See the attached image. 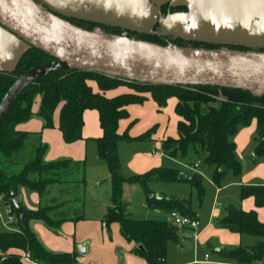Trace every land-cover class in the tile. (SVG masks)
<instances>
[{"label": "trees", "instance_id": "trees-1", "mask_svg": "<svg viewBox=\"0 0 264 264\" xmlns=\"http://www.w3.org/2000/svg\"><path fill=\"white\" fill-rule=\"evenodd\" d=\"M50 10L88 30L101 27L110 33L160 45L170 43L166 36L147 31H133L128 26L103 23L65 15L54 9ZM175 44L206 48L222 46L213 42L183 39ZM229 47L241 50L251 49ZM256 50L264 51V48ZM53 59L51 55L35 47H29L13 70L0 71V101L18 77L29 69ZM90 81H95L101 92L119 85H129L138 93L149 92L160 106H164L170 97H177L175 111L181 118L177 127L179 137L167 138L163 141V148L173 157H176L178 153L185 157L190 151L196 155L202 154L205 163L214 167L212 179L217 187L222 186L223 178L227 173L231 172L237 177L242 174V164L236 156V145L232 141V137L240 126H249L254 120L256 121L257 137L254 154L264 156V96L255 97L245 90L217 86L141 84L98 72L54 71L24 89L10 106L0 125V196L3 202L12 206L17 217L14 223L16 230L0 231V249L9 252L0 264H23L20 254L10 252L14 248L28 252L30 259L36 264H81L75 252L58 253L47 249L31 228L30 223L34 220L41 221L48 229L58 233L64 222L84 218L81 214L74 217L66 215L67 203L46 204L55 186H63L66 189L68 185L77 184L83 190L86 188L87 181L84 176L74 178V174L83 172L85 163L70 159L47 162L44 159L47 146L42 144L34 146L30 153V141L34 133L17 129L19 124L30 120L35 115L43 120V128H53V116L60 105L59 129L66 143L82 139L83 113L86 109H96L99 112L103 135L97 139L98 153L108 165L109 180L112 184V205L107 208L103 222L106 226L114 222L119 223L120 232L125 239L134 241L136 245H143L144 250L138 247L135 250L145 258L148 264H166L168 244L180 241L181 227L166 220L131 218L122 201L125 182L137 183L143 187L147 207L151 209H159L167 213L177 210L184 215L198 217L192 210L190 199L158 197L152 194L149 183L189 181L202 200L205 190L200 174H187V177L182 179L179 170L163 166L152 168L142 174L125 177L120 174L122 168L118 150L119 142L133 138L129 136L128 131L119 133V121L128 117L127 105L141 103L144 98L138 93H125L107 98L102 93L95 92ZM218 91H221L226 98L215 96ZM37 96L41 97V101L38 112L34 113L33 104ZM151 134L152 130L137 138L146 139ZM175 145H177L176 149H174ZM24 157H30L31 160L21 168H17V161L21 162ZM22 189L37 193L40 199L39 206L35 210L28 209L20 202V206L26 212L23 223L13 206V199L20 197ZM240 195L242 199L253 197L257 207H264L263 184L242 185ZM73 203L80 209L84 207L79 195L75 196ZM219 225L232 232L259 237L258 242L250 247L239 246L215 250L214 252L220 258L227 260L230 264H264V222L258 219L256 210L245 211L237 206L229 205L225 207L224 215L219 219Z\"/></svg>", "mask_w": 264, "mask_h": 264}, {"label": "crops", "instance_id": "crops-1", "mask_svg": "<svg viewBox=\"0 0 264 264\" xmlns=\"http://www.w3.org/2000/svg\"><path fill=\"white\" fill-rule=\"evenodd\" d=\"M53 1L69 8L68 10H70L73 14L82 15L84 13L83 15L91 17L90 19L96 21L128 26L134 29H150L156 16L155 10L148 0ZM144 22H147V24H144ZM28 48L29 46L24 41L16 37L7 29L0 26V71L13 70L20 57L24 52H26ZM89 83L95 92H100L107 98H113L125 93H138L129 85H119L113 89L101 92L95 81H90ZM138 94L143 96V102L127 105L126 110L128 112V117L120 120L118 127L119 133L122 134L125 131H128L129 136L133 138L132 140H122L118 145L121 168L125 176L142 174L152 168L160 166H169L168 162L170 159L173 160L174 157L166 153L163 148V141H165L167 138L177 139L179 137L177 127L181 118L175 111L178 98L175 96L170 97L164 106H160L153 99L149 92ZM40 101L41 97L37 96L35 103L33 104L34 113L38 112ZM60 108L61 105L54 113L53 128H43V120L35 115L30 120L19 124L17 129L20 131L34 133L30 141V144L33 143V146H37L39 144L47 146V151L44 156V159L47 162L56 161L59 159H70L73 161L84 162L85 166L83 168V172L74 174V178L77 179L78 177L85 176V179L90 182V185L97 186L103 178L110 177L107 163H103L105 160H103L98 153L97 139L103 135V130L99 120V112L96 109H86L83 113L82 139L73 143H66L63 139V134L59 129ZM174 114L176 116H174ZM253 122L255 123L256 128V121L254 120ZM175 124L176 134L175 128L174 131H172V127L173 125L175 127ZM150 130H152V134L148 138H137ZM139 141H151L152 144L144 145L141 151L139 146H137L138 144H135V142ZM127 143H133L132 145L134 146L131 150H128V153H125L124 155L123 150L125 152L126 149H130L131 147L126 145ZM191 152L193 153V151H190V153ZM123 155L125 157H123ZM182 165L186 170L191 168L185 164ZM195 166H197V164H195ZM212 168L214 169V167ZM181 174H184L187 177L188 173L186 171H181ZM251 174L252 173L243 174L240 180H226L227 178H225L224 186L226 187L230 184L236 185L239 187L240 192L242 185H264V183L251 180L249 178L250 176H248ZM165 183L174 184L177 182ZM222 187L223 184L221 187L216 186L217 191H219V195L222 192V190L220 191ZM25 190L26 189L21 190L19 197L20 202H22L28 209H37L40 202L38 194L35 192L31 193L32 200L29 201ZM80 190L81 188H79L77 184L68 185L66 189L63 186H55L50 193L48 202L54 203L58 201V203H67V211L72 213L73 199L75 196L79 195L78 192H80ZM156 196L159 197L166 195L160 194ZM240 199L241 200L239 203L235 201L229 202V200L226 199L227 201L225 205L219 204V208L214 206L211 215L207 219L202 217V214L193 208L192 199H190L192 210L196 212L198 216L197 219L200 223L199 227L195 229V231L190 229V227H181V235H179L180 241L173 242L176 243V246L175 248H172V254H169V256L167 248V257L165 261L166 264H230L227 260L220 258L214 251L220 250L222 248L231 249L239 246L250 247L256 244L259 240V237L232 232L219 225V219L223 217L224 209L229 205L237 206L245 211L256 210L258 219L261 222H264V207H257L253 197L242 199L240 195ZM214 204H217V202ZM94 205L98 206V208L92 207L89 210L92 212H97V215L94 213L95 216L92 214L90 215L92 217L87 218V220H84V217L82 221L68 220L62 224L58 233L51 231L44 224H40L41 221H31L30 226L33 231L37 233L39 239L47 249L58 253L75 252L77 253L81 264H103L100 263V261H97L98 259L95 257L98 247L95 245L97 244L96 240L99 241L100 239L104 245H107L106 248L108 249L109 253L112 252L113 255L112 259L104 264H148L144 257L133 254L131 245L128 244L125 246L124 241L120 236H117V242H109L108 240L106 241L104 228L102 226L105 225L103 222V217L101 221H98V219L103 216V213L105 212L106 203H94ZM74 209L77 208L75 207ZM155 210L162 211L159 209ZM165 213L168 216V221L171 222L169 213ZM71 216L74 217L73 215ZM92 218H97L96 222H98V224L95 225L93 231H89L87 229L89 224L95 221L93 219L94 221L90 222ZM115 230H117V228H115ZM187 231L194 232L195 249L198 248V244H201L202 247L206 246V250L210 251L212 255L207 252L204 254V256L198 257V253L186 254L183 252V250L186 248V245L183 241ZM83 243H87V254L85 255H82L78 250V245ZM117 244L121 246L124 245L127 250L126 253L120 258V261L118 260L119 257L117 255L115 256V252L117 251L114 246ZM10 252L14 254H21V250L15 248L11 249ZM23 264L36 263L33 261H23Z\"/></svg>", "mask_w": 264, "mask_h": 264}, {"label": "water", "instance_id": "water-1", "mask_svg": "<svg viewBox=\"0 0 264 264\" xmlns=\"http://www.w3.org/2000/svg\"><path fill=\"white\" fill-rule=\"evenodd\" d=\"M149 1L160 10L161 3ZM0 26L29 47L54 57L29 69L11 85L0 101V125L24 89L57 70L98 72L141 84L241 89L255 97L264 96V51L160 45L101 27L88 30L36 0H0ZM120 174L125 177L123 171ZM180 177L186 178L184 174ZM13 206L23 223L26 212L19 198L13 199ZM137 247L144 250L143 245ZM78 250L87 254V243L78 245Z\"/></svg>", "mask_w": 264, "mask_h": 264}, {"label": "rangeland", "instance_id": "rangeland-1", "mask_svg": "<svg viewBox=\"0 0 264 264\" xmlns=\"http://www.w3.org/2000/svg\"><path fill=\"white\" fill-rule=\"evenodd\" d=\"M38 2L43 3L48 6L50 9H54L60 13L70 16H78L90 19L86 15L73 14L69 8L55 3L53 0H37ZM231 1V0H229ZM152 6V5H151ZM79 9V8H77ZM196 12H202L208 10V13H215L210 20H198L199 25H207V32L210 35H204L207 40H213L217 44H221L222 46H236V47H246L251 49L264 48V4H261L260 1H252L248 4H244L241 0H234V2H228L225 0V3L222 4H200L197 7L192 9ZM178 24H183V20H178ZM147 24V22H144ZM168 32L169 28H165ZM140 30V29H138ZM149 30V29H146ZM210 36V37H209ZM191 40H195L194 36L190 37ZM211 38V39H210ZM213 38V39H212ZM202 40V39H200ZM221 97L222 99L226 98L225 95L221 91L215 95ZM205 111V110H204ZM174 116H176L174 114ZM176 134V124L175 127L173 125L172 131ZM256 137L257 132L255 128V123L252 122L249 126H240L238 128L237 133L232 137V141L236 145V156L238 160L242 164L243 174H250L249 178L253 181H257L259 183H264V156L257 155L255 156L254 151L256 147ZM133 143H127L126 145L131 146L130 149H126L123 153H128V150H131L134 145ZM138 144L139 149L142 151L144 145L152 144L151 141H139L135 142ZM125 145V146H126ZM34 148L33 143L30 145L29 152H32ZM123 155V157H125ZM22 160V159H21ZM31 160L30 157H24L23 160L17 161V168H21L27 161ZM105 162V163H104ZM106 164V161H103ZM190 166L191 168L186 170L182 165ZM197 164V166H195ZM169 166H164L168 168L177 169L180 172L186 171L188 174H200L202 176V185L205 190L204 198L201 200L195 188L192 187L189 181L177 182L174 184L165 183L162 181H152L149 183V189L152 194L156 195H166L171 196L178 199H192L193 208L202 214V217L205 219L209 218L212 213L213 207L219 204L225 205L226 201L229 200L235 201L237 203L240 202V192L239 187L233 184L228 186H224V180H240L242 176L235 177L233 173L229 172L223 178V187L220 189L222 192L219 195V191H217L216 185L212 182V175L214 169L213 166H210L205 163L204 156L202 154L196 155L194 153H189L187 156L182 157L180 153L177 154L174 159H170L168 162ZM108 168V165H107ZM193 171V172H192ZM85 177V176H84ZM79 178V177H78ZM87 186L83 190L81 189L79 193V197H81L83 201V209L81 210L78 205L73 203L72 213L66 215L78 216L82 215L85 217L84 220L90 218L94 215H97V212H92L89 210L90 208H98L94 203H106L105 212L103 216H98V221H101L102 217H104L106 210L109 206L112 205V184L108 177L103 178L101 182L97 186L90 185V182L86 179ZM215 185V186H214ZM27 193L28 200H32L33 192L25 190ZM108 193V194H107ZM106 197V198H105ZM185 197V198H179ZM19 198V197H17ZM227 199V200H226ZM74 200V199H73ZM122 201L125 206L126 212L129 213V216L133 219L138 220H166L168 221V216L165 212L157 211L155 209H149L146 203V194L144 192L143 187L137 183H129L125 182L123 184V196ZM58 203V201H56ZM217 202V204H214ZM47 203V202H46ZM53 203V204H57ZM50 204L49 202L46 204ZM60 204V203H58ZM75 211V212H74ZM95 216V215H94ZM81 219L80 221H82ZM95 221H94V220ZM94 221V222H93ZM97 218H92L87 228L89 231H93L95 225L98 224ZM40 224H43L42 222ZM102 224V223H101ZM37 226V225H36ZM104 228V234L106 241L109 242H117V236H120L124 241L125 246L128 244L131 245L133 254L139 255L136 252L135 248L138 246L134 241H129L125 239L119 229V223L114 222L109 226L102 225ZM176 226V225H175ZM117 228V230H115ZM16 229L14 224H11L8 219V213L5 208H2L0 214V231H13ZM193 229V228H190ZM195 231V229H193ZM181 232V230H180ZM179 232V235H181ZM119 234V235H118ZM101 240V239H100ZM96 240L95 244L97 247L95 257L100 261V263H106L110 261L113 257L112 252L109 253L106 248L107 245L103 244L101 241ZM88 242V241H87ZM186 245L185 252L186 254H195L198 253V257L204 256L205 253L211 252L206 250V246L202 247L201 244H198V248L195 249L194 246V232L187 231L185 233V238L183 241ZM124 245H115L114 248L117 252H115V256L117 255L120 258L126 253V247ZM170 246V247H169ZM176 243L169 242L168 244V256L172 254V248H175ZM178 248V247H177ZM107 256V257H106ZM109 256V257H108ZM141 256V255H139Z\"/></svg>", "mask_w": 264, "mask_h": 264}, {"label": "flooded vegetation", "instance_id": "flooded-vegetation-1", "mask_svg": "<svg viewBox=\"0 0 264 264\" xmlns=\"http://www.w3.org/2000/svg\"><path fill=\"white\" fill-rule=\"evenodd\" d=\"M228 2H234V0H227ZM244 4H248L252 1H257L264 4V0H241ZM148 2L155 10V19L149 30L140 28H131V30L147 31L159 36L167 37L170 43L183 40H191L190 37L194 36L195 40L214 42L213 40H207L204 35H210L207 32V25H199L198 20H210L215 13H208V10L202 12H196L192 9L200 4H222L225 0H157L161 3L160 10L155 4ZM178 20H183V24H178ZM169 28L168 32L165 28ZM210 37V36H209ZM202 39V40H200Z\"/></svg>", "mask_w": 264, "mask_h": 264}, {"label": "built area", "instance_id": "built-area-1", "mask_svg": "<svg viewBox=\"0 0 264 264\" xmlns=\"http://www.w3.org/2000/svg\"><path fill=\"white\" fill-rule=\"evenodd\" d=\"M2 208H5L8 213V219L11 224H14L17 221V217L13 212V208L10 204L3 202L2 196H0V214ZM171 223L178 227H190L193 229H197L199 227V220L192 216L184 215L177 210H173L169 213ZM16 230V229H15ZM9 252L3 251L0 249V262H2L7 256ZM21 260L22 261H32L30 259V254L28 252L21 251Z\"/></svg>", "mask_w": 264, "mask_h": 264}]
</instances>
